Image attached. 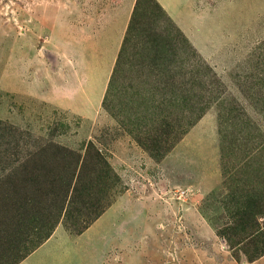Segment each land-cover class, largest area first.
<instances>
[{"label": "rangeland", "instance_id": "obj_1", "mask_svg": "<svg viewBox=\"0 0 264 264\" xmlns=\"http://www.w3.org/2000/svg\"><path fill=\"white\" fill-rule=\"evenodd\" d=\"M135 12L100 104L38 97ZM0 222L51 231L18 264H264V0H0Z\"/></svg>", "mask_w": 264, "mask_h": 264}, {"label": "crops", "instance_id": "obj_2", "mask_svg": "<svg viewBox=\"0 0 264 264\" xmlns=\"http://www.w3.org/2000/svg\"><path fill=\"white\" fill-rule=\"evenodd\" d=\"M132 14L133 13H131V15ZM131 17L132 16H130V18L127 20L122 19L119 22L121 24V28L119 27L120 25L118 27L115 26V23L117 22V17L113 18L112 21L109 22V24L112 25V28L109 27L110 29L108 30L112 31H105V34H108V36H106V38L104 39L105 45H108L107 50L102 52L104 53L103 56L102 54L96 53L97 55L99 54V61H97L95 68L99 70V76H103L98 82L94 81L93 84L89 82V72L87 69V65L89 66V64H91L90 61L88 63V59H79L78 62H76L75 68L77 73L75 76V85H72L71 87H66L67 84H64L63 81H57V83H55L52 89L49 87V89L52 91V94H50L51 91L47 90L46 93H41V95H38V97H45L46 102L51 105H61L62 107L71 106L75 111L80 112L88 110L89 106L95 107L100 104L106 92L108 86L107 83L109 82V79L112 74L111 65L113 66L115 61H117L119 54L118 48L122 46L124 42L125 36L127 34V29L131 21ZM117 32L118 34H116ZM110 52L113 53L112 58ZM96 54L93 55L92 60L93 58H97ZM93 87L94 90L92 91ZM65 89L67 90L64 94L63 90ZM88 90L91 91L88 92ZM91 93H94L96 97H89Z\"/></svg>", "mask_w": 264, "mask_h": 264}, {"label": "trees", "instance_id": "obj_3", "mask_svg": "<svg viewBox=\"0 0 264 264\" xmlns=\"http://www.w3.org/2000/svg\"><path fill=\"white\" fill-rule=\"evenodd\" d=\"M139 13L140 12H135V14L132 16L131 18V21H130V24H129V28H128V31H127V34L125 36V39H124V42L123 43H126L128 41H130L131 39H133L132 37L136 34L134 33V31H138L139 29H137V25L140 21V18H139ZM158 19V17L156 18ZM168 21L173 25L175 26L174 23L171 22V20L168 18ZM171 26V25H170ZM130 29V30H129ZM162 31V33L164 32L165 36H164V42H169L168 44L169 45H172V42H176V37L175 35H179L180 36V30L178 27H176L175 29V33H172L171 30L169 29H166V25L163 24V29H160ZM153 38L152 39H149V43H155V44H160L161 42V38L162 36L161 35H158L156 33H153L151 35ZM150 36V38H151ZM158 55H153L151 57H149L150 60H153L152 63H150L149 65L150 66H156L158 65V62H157V59H158ZM119 61H117V65H116V68L114 70V73H113V85L116 84V80H115V77L117 76V68L120 64V61L123 62L122 60V56L119 57L118 59ZM142 63V61H141ZM140 63V64H141ZM16 168L14 167V170ZM6 172V170H3ZM245 211L253 214L252 212L254 210H258L260 208V205L256 204V202H252V201H248L245 205ZM262 207V205H261ZM11 216V215H9ZM5 219H7L6 216H4ZM14 217V219L17 221L16 224L17 225H21L22 227L25 225L24 222H20V220L22 219L21 218V215H19L18 217L17 216H12ZM252 219V216H248L246 217L245 219H243L241 222H239L238 224L240 226H243L242 228H240L239 230H242L244 231L246 228H247V224L250 225L253 221L251 220ZM35 220L31 219V225L34 223ZM3 223L0 222V238L1 241L0 242H6V244H4L3 246V249L1 250L0 249V264H18L20 261H22L26 256L30 255L32 252L35 251V249L37 248V246L39 245V243H42L44 240L48 239L51 235V231L49 232L48 229H46V232L45 234L43 235V233H41L40 229H38L37 227H34L33 231L32 232H35V234H37L38 236H31V234L29 236L26 237V242L22 243L20 246L17 245V247L14 249L13 245L10 246V242H7L8 241V236H10V225H4V230L2 229L3 228ZM21 227V228H22ZM21 230V229H20ZM3 232V233H2ZM241 232V231H240ZM5 234V235H3ZM5 238V239H4ZM29 242V243H28ZM6 246V247H5ZM251 255L249 256V262H253L255 260V256L253 253H250Z\"/></svg>", "mask_w": 264, "mask_h": 264}]
</instances>
